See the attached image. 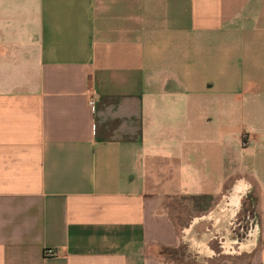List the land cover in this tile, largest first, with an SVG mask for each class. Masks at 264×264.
<instances>
[{
  "label": "crops",
  "instance_id": "0c3cea01",
  "mask_svg": "<svg viewBox=\"0 0 264 264\" xmlns=\"http://www.w3.org/2000/svg\"><path fill=\"white\" fill-rule=\"evenodd\" d=\"M0 264H264V0H0Z\"/></svg>",
  "mask_w": 264,
  "mask_h": 264
},
{
  "label": "rangeland",
  "instance_id": "374dc122",
  "mask_svg": "<svg viewBox=\"0 0 264 264\" xmlns=\"http://www.w3.org/2000/svg\"><path fill=\"white\" fill-rule=\"evenodd\" d=\"M227 195H229V194H227ZM240 202L242 203L243 202V199H241ZM248 221H249V218H248ZM243 228H244L245 231H247L248 228H249V223H248V225H246ZM224 244H225V247H222V249H226L228 252H232L233 250L236 251V252L238 251V248H237V244L236 243L225 242V243H223V246H224ZM180 248L183 249V250L184 249H187V250H195V249H197L194 244H189V243H187V244H183L182 243L181 246H180ZM217 248L219 250L221 249L218 246H217ZM232 253H234V252H232Z\"/></svg>",
  "mask_w": 264,
  "mask_h": 264
},
{
  "label": "built area",
  "instance_id": "2783aa9c",
  "mask_svg": "<svg viewBox=\"0 0 264 264\" xmlns=\"http://www.w3.org/2000/svg\"><path fill=\"white\" fill-rule=\"evenodd\" d=\"M89 104H90V106H92V105H93V101L90 100V101H89ZM237 225H239V223H238ZM251 226H252V225H249V228H248L247 231H245L244 229L241 230V232H243V233H242L243 235H241V237H240V239H239L240 242H239V243L236 242V243H238V246H237V248H238V252L241 250V249H240V246H241V244H242V240L245 239V238L248 236V234H249V232H250V229H251ZM232 252H236V251L233 250ZM46 253H48V254H53L54 251H52V250H47Z\"/></svg>",
  "mask_w": 264,
  "mask_h": 264
},
{
  "label": "bare ground",
  "instance_id": "6f19581e",
  "mask_svg": "<svg viewBox=\"0 0 264 264\" xmlns=\"http://www.w3.org/2000/svg\"><path fill=\"white\" fill-rule=\"evenodd\" d=\"M241 188H242V186L237 184L236 187H235V191L238 190V189H241Z\"/></svg>",
  "mask_w": 264,
  "mask_h": 264
}]
</instances>
